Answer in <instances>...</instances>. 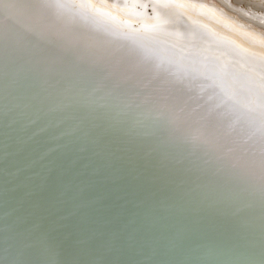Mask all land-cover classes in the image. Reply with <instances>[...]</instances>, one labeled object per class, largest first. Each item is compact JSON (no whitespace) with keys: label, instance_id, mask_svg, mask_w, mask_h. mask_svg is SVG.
I'll list each match as a JSON object with an SVG mask.
<instances>
[{"label":"snow or ice","instance_id":"snow-or-ice-1","mask_svg":"<svg viewBox=\"0 0 264 264\" xmlns=\"http://www.w3.org/2000/svg\"><path fill=\"white\" fill-rule=\"evenodd\" d=\"M140 6L159 13L134 28L95 0H0V102L64 128L46 155L68 160L25 193L2 264H106L90 250L156 212L175 243L264 264V54L194 19L229 27L206 4Z\"/></svg>","mask_w":264,"mask_h":264},{"label":"bare ground","instance_id":"bare-ground-1","mask_svg":"<svg viewBox=\"0 0 264 264\" xmlns=\"http://www.w3.org/2000/svg\"><path fill=\"white\" fill-rule=\"evenodd\" d=\"M117 1L95 0V3L106 8L113 15L124 19L132 20L133 17L137 19L146 13L144 12L145 7H139L137 1H142L141 4H144L143 1L148 3L147 0ZM195 2L205 4L207 0H195ZM217 10L218 7L214 11L217 12ZM158 13L159 10L152 13L150 18L146 16L143 23H154ZM229 13L233 14L230 11ZM205 16L201 18L207 21L209 17ZM223 17H226L225 14ZM233 19L236 20V18ZM239 19L236 24L239 23ZM225 20L231 22L229 19ZM206 21L205 23H208ZM241 21L244 19L241 18ZM212 22L209 23L214 27L215 22ZM233 24H229L230 27L239 26V24L237 26ZM248 25L252 27H249L250 29L256 28L249 23ZM242 27L248 28L247 26ZM228 28L224 29V35L229 36ZM253 30L257 31V28ZM237 31H235L237 33L234 41L242 49L248 50L244 54L255 53L257 56L264 54V45L258 42L264 39V33L260 35L262 37H259L255 35L256 31L255 34L252 31H250L251 34L250 32L245 33L247 32L245 29L241 31L237 29ZM64 133V128L58 127L36 109L17 108L7 101L0 102V264L4 260L5 247L11 250L12 229L19 230L20 221L26 216L30 207L25 199V193L37 187L39 180L47 173L49 167L59 168L67 165L68 160L58 152L50 156L46 155L51 148L67 143V137L64 140L57 139ZM127 222V219L122 221V223ZM177 224L178 220L163 212L154 213L151 219L137 215L114 247L105 249L102 245H97L90 250L89 255L102 256L106 264H232L235 260L234 256L222 249L209 250L202 243L203 238L199 235H193L186 241L175 243L173 237ZM6 239L8 240L7 245L5 244ZM248 259L258 264V248Z\"/></svg>","mask_w":264,"mask_h":264},{"label":"rangeland","instance_id":"rangeland-1","mask_svg":"<svg viewBox=\"0 0 264 264\" xmlns=\"http://www.w3.org/2000/svg\"><path fill=\"white\" fill-rule=\"evenodd\" d=\"M148 1V0H147ZM213 1V2H212ZM216 1H217V4H216ZM116 2H118L117 0H116ZM138 3H139V7H141L140 5H141V2L142 1H137ZM213 4H212V3ZM143 3L145 4L146 3V1L144 2L143 1ZM117 4V3H116ZM146 4H148V3H146ZM206 5H208L209 6V8H212L213 10H216L217 9V7H218V10H217V12L216 11H214V12H216L217 14L219 13L218 11H221L218 15H217V17L220 15V17H221V19L222 20H224V22H227L226 24L227 25H229V24H233V25H238L239 24V26H237V27H235V26H233V27H230V25H229V28L227 29L228 31H229V37L230 38H232L233 40H235V35H236V33L238 32L237 31V29L239 30V31H241V30H243V29H245V31H247V29H250V28H252V27H250L249 25H248V23L250 24V25H253V27H256L257 28V31H258V29L260 30V31H254L253 29H256V28H253V29H250V31H252V33H254L255 35H259V37H262V36H260V35H262L263 33H264V0H210V1H208L207 0V3H205ZM214 5H216V6H214ZM221 8H220V7ZM214 7H215V9H214ZM147 8V9H146ZM219 8L221 9V10H219ZM223 8H225V9H223ZM141 9H143V8H141ZM223 10V11H222ZM229 11L231 12V13H233V14H230L229 13ZM144 12H146V13H144L143 15L144 16H140V17H137V19H133L132 18V20L131 19H124V18H120L121 20H123V21H128V22H130V25H131V27H139L140 26V24H141V22H144V19H146L148 16H149V18L154 14V12L151 10V7L150 6H148V7H145V10H144ZM196 12V13H195ZM153 13V14H152ZM224 14H225V16L226 17H223L224 16ZM229 16H228V15ZM236 14V15H235ZM191 15L193 16V17H195V19L197 20V21H199V22H203V23H205V21L206 20H203L201 17H204V15H201L200 13H198L197 14V11H194V12H192L191 11ZM200 15V16H199ZM147 16V17H146ZM234 16V17H233ZM205 17H209L208 15H206ZM219 17V18H220ZM233 18H236V20H234ZM240 18V19H239ZM241 18H242V20L244 19V21H241ZM210 17L207 19V21L206 22H208V24L210 25V26H212L213 27V25H211V23H209L210 21L212 22V20L210 19ZM225 19H229L231 22L229 23L228 21H226ZM233 19V20H232ZM237 19H239L238 20V22L239 23H237L236 24V21H237ZM209 20V21H208ZM234 21V22H233ZM245 21H246V23H245ZM249 21V22H248ZM241 22H243V23H241ZM212 23H214V21L212 22ZM242 25H241V24ZM245 23V24H244ZM252 23V24H251ZM244 24V25H243ZM214 25L216 26H214L215 28H217L218 30H220L222 33H224V29L226 28L224 25H222V24H216V23H214ZM259 27H257V26ZM242 26H247L248 28L246 29V27H242ZM250 27V28H249ZM232 28V29H231ZM241 28V29H240ZM243 28V29H242ZM232 32H231V31ZM234 30V31H233ZM261 30H263V32L261 33ZM235 31H237L236 33H235ZM250 31H247V32H245V33H249ZM258 33V34H257ZM260 33V34H259ZM249 34H251V32L249 33ZM263 37H264V34H263Z\"/></svg>","mask_w":264,"mask_h":264}]
</instances>
